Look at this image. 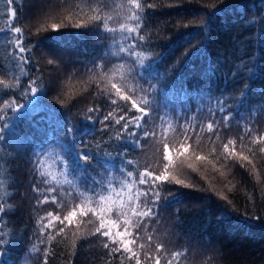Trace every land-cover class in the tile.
<instances>
[{
	"label": "trees",
	"instance_id": "16d2710c",
	"mask_svg": "<svg viewBox=\"0 0 264 264\" xmlns=\"http://www.w3.org/2000/svg\"><path fill=\"white\" fill-rule=\"evenodd\" d=\"M122 2L125 0H24L22 9L16 6L15 23L25 30L30 68L19 62L13 65L12 42L7 32L0 33V117H4L0 123L7 124L6 146L0 148V201L11 205L5 232L14 234L3 261L43 264L47 250L48 264H135L120 253L111 256L96 237L78 239L73 247L79 215L70 225L65 221L66 227L53 219L45 233L40 231L42 224H49L48 212L63 218L85 197L87 206L104 215L105 222H116L114 233L123 230L125 220H135L131 213L119 215L125 208L121 199L100 187L93 189V179L105 174V166L113 170L127 166L121 157L127 152L125 159L133 161L127 170L133 171L134 177L146 168L164 173L167 164L165 174L171 181L160 189L159 214L147 221V229L129 227L133 236L142 237L130 245L141 264H156V257L159 264H264V0H147L153 7L145 9L140 33L147 43L136 50L152 62L146 69L135 67L137 78L129 79L135 93L122 88L121 94L130 99L112 106L103 101L114 91L109 78L118 82L119 73L109 72L108 78L103 72L94 75L91 64L100 63L99 58L108 53V69L120 63L125 69L134 66L127 57H113L112 34L90 18L95 15L92 9L100 4L107 3L111 11ZM8 9L7 0H0V30L11 26ZM111 14H118L120 23L127 22L126 9ZM113 26L119 27V23L109 24ZM241 56L250 66L255 58L253 71L250 77L233 79L231 72L236 70L234 65L242 63ZM53 58L60 62L58 66L48 65V59ZM25 72L38 80L37 93L8 87L16 84V78L25 83ZM141 89L152 92L149 99L166 100L168 108L151 113L145 127L155 131L156 138L142 141L136 148L130 141L116 139L119 128L114 123L111 131L101 132V125L93 121L95 114L90 117L87 109L98 106L106 113L113 107L117 111L127 108L128 114H138L132 102L142 104L147 93ZM240 91L245 92L242 103ZM217 98L228 101L233 119L226 127L219 124L218 131L210 132L207 124L220 121L215 112ZM12 100L19 104L15 111L4 107L5 101ZM166 121L171 123L169 130ZM69 126L71 135L66 134ZM53 139L61 143L72 164L68 179L73 185H55L57 203L38 205L37 199L43 196L32 191L39 178L32 172L31 162L36 159L34 153ZM164 143L169 146L170 161L163 159ZM87 149L93 151L92 158L84 163L79 156L89 155ZM45 171L58 173L52 161H46ZM144 187L134 184L125 188L123 200L129 192ZM100 195L111 196V200L99 206L92 203ZM83 219L92 223L86 227L80 223L81 232L98 224V216L91 213ZM60 227H65L63 235H57ZM48 233L55 239L46 241ZM156 244H164L160 253L155 251ZM34 245L38 251H32ZM175 252L182 255L173 259ZM148 254L152 259H146Z\"/></svg>",
	"mask_w": 264,
	"mask_h": 264
},
{
	"label": "snow or ice",
	"instance_id": "6c2138e0",
	"mask_svg": "<svg viewBox=\"0 0 264 264\" xmlns=\"http://www.w3.org/2000/svg\"><path fill=\"white\" fill-rule=\"evenodd\" d=\"M9 5L7 15L10 17V27L6 29L0 30V33L7 32V39L11 41L10 47L12 48L13 54V65L17 62L24 65L25 68H30L32 64L31 50L24 43V28L21 26H16L15 18L17 16V7L20 9L23 7L24 0H7ZM153 7L152 4H148L147 0H125L118 5H115L111 11H108L107 3L100 4L97 8L92 9L95 13L90 19L98 21V26H102V30L111 33L110 39L113 41L112 47L115 51L112 53L113 57L118 60H124L127 57V62L134 67H128L125 69V64H115L112 69H108L106 67V58L108 53H105L104 56L100 57V63L95 61L91 64L90 71L94 75H100L101 72L104 73V76L108 78V73H119V81L111 82V78H109V82L111 84V90L106 95L103 103L111 104L112 106L117 105L118 101H128L130 99L129 95L121 94V89H126L129 92L135 93V86L129 87V79L135 80L137 78V73L135 72V67H139L141 69H146L150 63L152 62L150 58L145 57L143 52H137L136 48L139 45L141 48L145 47L146 41L145 37L140 34L143 31V24L145 21V9ZM127 10L126 23H120L119 15L113 16L111 14L112 11L116 10ZM118 24L119 27H109V24ZM129 23L131 26H129ZM77 26H81L77 24ZM55 28L56 26L53 25ZM206 27V26H205ZM119 35V39L117 36ZM134 41V43L132 42ZM148 61L146 64L145 61ZM240 60L242 61L239 65H234L236 68L235 71L231 72V76L233 79L237 78L240 75H244L250 77L253 71V64L255 58H253L252 65L250 66L247 61L241 56ZM48 65L58 66L59 61L56 59H48ZM99 70V71H97ZM124 70V71H122ZM32 71H37L36 69H32ZM7 75V73H5ZM27 76V81L25 83H21L19 78H16L15 85H8V87H17L23 88L27 91H31L32 93H37V89L39 87V82L36 79H33L32 76L28 73H24ZM143 76H139V79H143ZM0 83H3L0 80ZM147 83V81H145ZM247 88V85L245 86ZM149 89H153L155 91L154 85L149 84ZM145 91L147 94L142 98V104H137L135 101L132 102V107L136 109V113L138 114H128L127 108H121L119 111L115 107L112 110L107 111L106 113L102 111L101 107H89L87 112L91 117L95 114L96 118L95 122L101 125L100 131L107 133L111 131L113 123L118 126L119 131L116 136V139L121 142L127 140L135 145L136 148L142 146V141H147L149 139L156 138V132L152 129L145 127L149 122V118L151 117V113L153 111H157L159 108H168V102L166 100L157 101L155 99H149L148 96L152 95V92H148L145 89H141ZM27 91H25V95H27ZM245 96L244 91H240L239 101L243 102V97ZM216 103L218 107L215 109V112L220 114V121L212 120L207 124V129L211 131H218L219 124H223L225 127L228 123L233 119L229 113L232 111L231 108L228 107V101L217 98ZM156 105V107H154ZM4 107L8 110L15 111L19 108V104L17 101H5ZM102 117V119H101ZM161 117H157L160 119ZM4 117H0V121H3ZM214 125L217 127L214 129ZM7 124L0 123V148L6 146V130ZM72 127L69 126L67 128V135L72 134ZM142 134V135H141ZM111 139V137H109ZM262 142H264V138H261ZM233 143L229 141V144ZM100 148V145H97V149ZM228 145H225V149L227 150ZM88 150V149H87ZM170 151L167 143H164L163 146V159L165 161H170V157L168 152ZM89 155L81 154L79 159L84 163H87L91 160V153L93 151H89ZM36 159L32 161L33 164L32 172L39 179L35 181L32 185V191L37 193L40 196H43V199H37L36 203L38 205L46 204V203H57V188L55 185L59 184H68L73 185V182L68 179V175L70 170L72 169V164L69 162L63 151V147L61 143L53 139L50 141L47 146L40 151L34 153ZM128 153L123 152L121 157L124 159L126 167H121L119 170H113L107 166H105V174L101 176L99 180L96 178L93 179V189L95 187H100L103 192H109L114 194L118 199H121L125 204V208L119 211V215L125 216L128 213H131L135 220H125L122 231L113 232V227L116 226V222H105V216L99 215L96 209L88 207L89 203L88 198L85 197L81 203L77 204L67 215L60 217L59 214L53 216L52 212L47 213V218L49 219V224L41 225V233H45L46 230L50 227L51 221L55 219L59 221L61 225H65V221L70 225L72 223L73 217L79 215L78 227L76 231L73 233V240L71 241L73 247H75L76 240L81 238L88 237H96L97 240H100L105 249H108L109 254L114 256L116 253H120L121 257L127 256L129 260H135V264H141L140 258L133 251V248L130 245H134L138 239L142 237L137 234L135 236L129 232V227L134 229H140L142 226L144 229H147V221H152L159 214V209L161 207V192L162 186L166 182H171L168 179V176L165 174L168 170V165H164L165 172L160 174H155L154 170L150 168H146L145 171L138 173L136 177H134L133 171L127 170L133 166V161L129 159H125ZM105 157L111 159L110 153H105ZM198 159H204V157H197ZM246 159V157H244ZM46 161H52V163L56 166L58 173L57 175H52L51 173L45 171V163ZM191 167V165H189ZM51 167V165H48ZM224 175V173H221ZM51 177L49 180L48 177ZM62 177V179H58ZM174 179V178H173ZM176 184H182L183 182L180 180H175ZM134 184H139L145 186L143 190L137 189L134 192L128 193L127 200H123L124 190L125 188H131ZM41 185H45L46 187L41 188ZM117 186L120 188V192H117ZM67 195H72L71 192H68ZM174 195V194H173ZM172 195V196H173ZM83 196V193H81ZM50 197V198H49ZM111 200V196L100 195L98 201H92V203L97 204V206L104 204L107 201ZM139 202V203H137ZM114 203V202H113ZM11 205L8 204L7 200L0 201V264H6L3 261V257L7 252V245L9 244V240L11 237H14L13 233L5 232V228L7 227V223L5 221V216L9 214L11 211ZM91 213L94 216H98V224H95L92 229H89L85 232H81L79 228V224L83 223L86 227L87 223H92V220L84 221V217L89 216ZM45 219L41 217V220ZM159 223V221H156ZM67 225H65L66 227ZM65 227H60L57 230V235H63L65 232ZM131 237V238H129ZM55 239V236L48 233L46 235V241L50 242ZM149 243L152 241V236L149 235L147 237ZM42 240V243L46 242ZM143 248V245H140ZM164 248V244H156L155 251L160 253ZM32 251H38V249L33 246ZM182 253L175 252L172 253L173 259H178ZM49 252L47 250L44 251L43 255V264H48ZM146 259H152L151 254H148ZM156 264H159V257L155 258ZM171 264V261H169Z\"/></svg>",
	"mask_w": 264,
	"mask_h": 264
},
{
	"label": "rangeland",
	"instance_id": "374dc122",
	"mask_svg": "<svg viewBox=\"0 0 264 264\" xmlns=\"http://www.w3.org/2000/svg\"><path fill=\"white\" fill-rule=\"evenodd\" d=\"M170 127H171V123L169 121H166V126H165L166 130H169Z\"/></svg>",
	"mask_w": 264,
	"mask_h": 264
}]
</instances>
